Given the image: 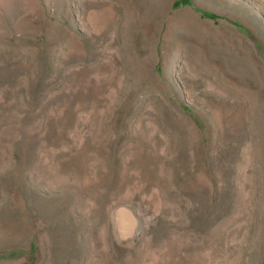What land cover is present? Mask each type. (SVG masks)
I'll return each mask as SVG.
<instances>
[{
    "label": "rangeland",
    "instance_id": "obj_1",
    "mask_svg": "<svg viewBox=\"0 0 264 264\" xmlns=\"http://www.w3.org/2000/svg\"><path fill=\"white\" fill-rule=\"evenodd\" d=\"M0 264H264V0H0Z\"/></svg>",
    "mask_w": 264,
    "mask_h": 264
}]
</instances>
